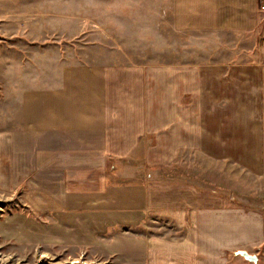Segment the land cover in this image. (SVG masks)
Here are the masks:
<instances>
[{
	"label": "crops",
	"instance_id": "0c3cea01",
	"mask_svg": "<svg viewBox=\"0 0 264 264\" xmlns=\"http://www.w3.org/2000/svg\"><path fill=\"white\" fill-rule=\"evenodd\" d=\"M262 2L157 0L176 30L251 37L235 60L69 66L25 92L19 127L0 131V191L37 216L16 234L118 264H252L241 250L264 264L263 210L151 173L199 152L264 183Z\"/></svg>",
	"mask_w": 264,
	"mask_h": 264
},
{
	"label": "rangeland",
	"instance_id": "374dc122",
	"mask_svg": "<svg viewBox=\"0 0 264 264\" xmlns=\"http://www.w3.org/2000/svg\"><path fill=\"white\" fill-rule=\"evenodd\" d=\"M0 3V15L5 13L0 16V131L19 127L23 94L44 87L63 68L225 62L237 59L236 52L252 42L243 33L176 30L169 9L159 17L157 0ZM151 173L159 181L194 183L224 193L239 206L264 211L263 181L232 163L182 152L174 167ZM19 214L37 217L20 189L0 191V264H118L102 248L28 241L32 232L21 228L16 234L23 227Z\"/></svg>",
	"mask_w": 264,
	"mask_h": 264
},
{
	"label": "water",
	"instance_id": "95a60500",
	"mask_svg": "<svg viewBox=\"0 0 264 264\" xmlns=\"http://www.w3.org/2000/svg\"><path fill=\"white\" fill-rule=\"evenodd\" d=\"M235 254L242 256L245 261L250 262L252 264H257L258 262V257L255 254H251L247 251L241 250L236 252Z\"/></svg>",
	"mask_w": 264,
	"mask_h": 264
},
{
	"label": "built area",
	"instance_id": "2783aa9c",
	"mask_svg": "<svg viewBox=\"0 0 264 264\" xmlns=\"http://www.w3.org/2000/svg\"><path fill=\"white\" fill-rule=\"evenodd\" d=\"M260 9H261L262 11H264V2L261 3V5H260Z\"/></svg>",
	"mask_w": 264,
	"mask_h": 264
}]
</instances>
